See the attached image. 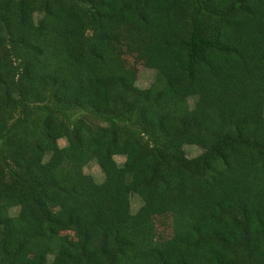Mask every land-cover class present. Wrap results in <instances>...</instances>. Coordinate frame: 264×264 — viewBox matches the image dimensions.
<instances>
[{
  "label": "trees",
  "instance_id": "16d2710c",
  "mask_svg": "<svg viewBox=\"0 0 264 264\" xmlns=\"http://www.w3.org/2000/svg\"><path fill=\"white\" fill-rule=\"evenodd\" d=\"M50 257L264 264V0H0V264Z\"/></svg>",
  "mask_w": 264,
  "mask_h": 264
},
{
  "label": "rangeland",
  "instance_id": "374dc122",
  "mask_svg": "<svg viewBox=\"0 0 264 264\" xmlns=\"http://www.w3.org/2000/svg\"><path fill=\"white\" fill-rule=\"evenodd\" d=\"M127 60L133 68L136 69L137 72V85L142 88H146L151 86L156 80V70L145 66L142 60L136 58L134 55H129ZM61 144L64 145L65 141L61 140ZM185 150L188 156H196L201 152L200 147L195 145H186ZM123 156H116V160L119 163L124 161ZM85 171L89 174H92L97 181L103 180V172L99 165L96 162L90 163L86 168ZM141 206V199L138 195H132V209L133 211H137V209ZM157 225V237H166L173 233V226L172 220L170 217H159L156 219ZM52 257H50L48 264L51 263Z\"/></svg>",
  "mask_w": 264,
  "mask_h": 264
}]
</instances>
